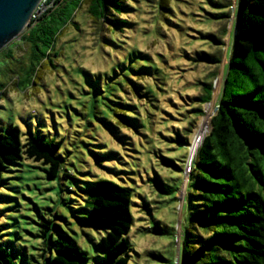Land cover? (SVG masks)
<instances>
[{
	"label": "rangeland",
	"instance_id": "rangeland-1",
	"mask_svg": "<svg viewBox=\"0 0 264 264\" xmlns=\"http://www.w3.org/2000/svg\"><path fill=\"white\" fill-rule=\"evenodd\" d=\"M158 1L124 0V12L111 17L123 24H94L82 4L30 80L28 46L21 40L27 26L0 50V131L13 124L25 135L61 140V169L70 174L49 179L45 167L27 159L7 165L0 241L17 262L43 263L50 234L56 237L53 226L43 233L46 220L72 236L90 260L100 255L95 246L104 232L87 222L85 207L91 183L100 179L131 191V264H171L176 258L190 158L198 150L195 135L208 134L215 114L237 0H168L165 11ZM219 51L218 65L204 59ZM209 81L211 102L195 118V98ZM192 120L184 150L177 137ZM156 177L179 188L176 202L154 187ZM172 227L174 238L168 237Z\"/></svg>",
	"mask_w": 264,
	"mask_h": 264
},
{
	"label": "trees",
	"instance_id": "trees-1",
	"mask_svg": "<svg viewBox=\"0 0 264 264\" xmlns=\"http://www.w3.org/2000/svg\"><path fill=\"white\" fill-rule=\"evenodd\" d=\"M46 3L51 5L29 22L21 36L28 46L29 71L25 80H30L35 68L49 59L57 37L73 22L82 4L87 6L94 24L124 23L111 19L124 12V0ZM157 7L167 10L168 0H159ZM234 26L231 58L217 112L190 167L178 264H264V0H237ZM219 44L223 45L221 41ZM204 59L218 65L221 51ZM16 78L21 86L22 79L18 74ZM212 93L211 81L201 84V94L195 98L198 106L192 109L195 118L204 115L201 107L211 102ZM193 124L194 120L184 128V136L177 137L184 150L188 149ZM196 131L199 132L197 127L194 134ZM61 145V140L25 135L16 125L9 124L0 131V186L7 165L24 159L45 167L49 179L60 173L69 177L61 169ZM151 182L162 194L170 196V203L177 201L179 188L164 184L157 177ZM91 184L85 207L87 222L104 232L95 246L100 255L90 260L72 236L46 220L43 233L53 226L56 237L53 239L50 234L49 251L41 255V264H131L133 250L127 241L133 225L131 191L110 180L100 179ZM168 237L174 238L173 227ZM0 264L23 263L17 262L0 241ZM171 264H175L174 258Z\"/></svg>",
	"mask_w": 264,
	"mask_h": 264
},
{
	"label": "water",
	"instance_id": "water-1",
	"mask_svg": "<svg viewBox=\"0 0 264 264\" xmlns=\"http://www.w3.org/2000/svg\"><path fill=\"white\" fill-rule=\"evenodd\" d=\"M40 1L0 0V50L25 30ZM214 112H217V107ZM177 252L175 264L179 262V246Z\"/></svg>",
	"mask_w": 264,
	"mask_h": 264
},
{
	"label": "built area",
	"instance_id": "built-area-1",
	"mask_svg": "<svg viewBox=\"0 0 264 264\" xmlns=\"http://www.w3.org/2000/svg\"><path fill=\"white\" fill-rule=\"evenodd\" d=\"M47 0H41L36 9L34 10L31 20H34L37 16L41 15L51 4L46 3Z\"/></svg>",
	"mask_w": 264,
	"mask_h": 264
},
{
	"label": "bare ground",
	"instance_id": "bare-ground-1",
	"mask_svg": "<svg viewBox=\"0 0 264 264\" xmlns=\"http://www.w3.org/2000/svg\"><path fill=\"white\" fill-rule=\"evenodd\" d=\"M204 135V134H203ZM196 137V140H195V142H196V144H197V146H198V149H199V147H200V144H201V142L203 141L202 140V136H198V135H195ZM199 144V145H198ZM198 151V150H197ZM197 151L191 156V158H190V160H193L194 159V157H195V155H196V153H197Z\"/></svg>",
	"mask_w": 264,
	"mask_h": 264
}]
</instances>
